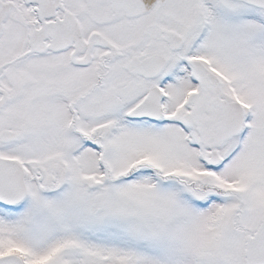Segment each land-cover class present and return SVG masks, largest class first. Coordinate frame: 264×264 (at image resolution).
<instances>
[{
  "label": "snow or ice",
  "instance_id": "6c2138e0",
  "mask_svg": "<svg viewBox=\"0 0 264 264\" xmlns=\"http://www.w3.org/2000/svg\"><path fill=\"white\" fill-rule=\"evenodd\" d=\"M0 264H264V0H0Z\"/></svg>",
  "mask_w": 264,
  "mask_h": 264
}]
</instances>
